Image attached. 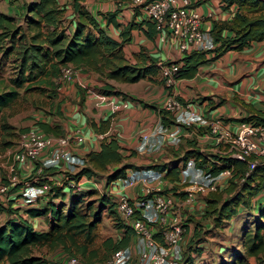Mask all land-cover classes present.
<instances>
[{
    "label": "trees",
    "instance_id": "1",
    "mask_svg": "<svg viewBox=\"0 0 264 264\" xmlns=\"http://www.w3.org/2000/svg\"><path fill=\"white\" fill-rule=\"evenodd\" d=\"M82 1L84 0L29 1L25 5L23 23H18L15 17L0 12V65L7 60L15 70V76L10 78L11 85L0 90V153L9 148L24 129L16 128L7 122V117L16 112V109H13L14 104L29 90H39L48 100L44 104L52 108L61 86L59 78L64 66H71L73 69L86 68L104 80L134 82L144 77L152 79L161 65H175L173 71L175 78H190L203 62L212 60L227 50L241 49L251 41H259L264 37V0H219L222 7L233 6L234 11L229 21L211 20L208 30L214 42L211 48L192 49L183 52L175 60L164 61L159 65L157 60L149 55H144L141 62H131L121 50V46L130 39V30L141 29L147 37L153 38L157 31L154 23L149 18L142 17L138 7L135 6L132 9L131 19L119 24L116 21L119 10L116 6L112 10L96 12L103 22V25H100L95 16L81 3ZM66 4H69L76 16L71 31H67V24L64 23ZM136 16H140L137 21L134 20ZM110 24L119 27L116 36L107 33L106 29ZM160 82L164 83L163 78ZM112 88L110 83H105L102 91L121 93L118 89L112 90ZM32 103L37 105L35 100ZM59 103L60 100L57 99L53 112L58 117L61 116ZM9 108L11 110L6 111ZM47 112L50 113V109ZM158 112L163 124L174 121L173 114L168 110L158 109ZM240 120L264 121V118L248 116ZM105 123L104 120H99L97 124L91 121L90 125L98 133L105 128ZM35 124L36 128L45 134L59 135L56 123L36 120ZM196 140L194 137L186 138V147L183 148L179 144L175 155L183 148L179 156L183 161L193 158L195 165L203 168L205 172L216 173L223 166H215L213 162L207 161L206 155L196 147ZM122 149L113 135L100 138L98 149L85 153L84 164L71 173L70 177L78 180L82 176L86 178L101 176L105 184L123 177L127 169L139 166L127 161L135 151L130 149L124 154ZM211 156L213 159L223 161L225 165H231L233 169L225 187L205 194L203 215L210 218L214 226L222 227L237 212L239 206L249 208L252 196L263 188L264 163L256 165L245 175L244 161L217 154ZM38 165L39 161H35L34 170ZM145 166L161 171L165 164ZM55 171L53 166L42 167L34 175L36 177L32 174L25 177V180L35 178L38 181H47L49 184L43 195L46 197V206L24 209L29 216L43 214L48 210L50 222L47 230L33 229L25 218L18 215L16 200L19 194L7 198L5 203L0 200V212L13 214V217H7L0 223V260L9 264H61L67 257L76 256L85 264H93V261H102L117 248L128 244L131 227L120 219L115 212L114 201L106 193L98 196L99 206L92 209L90 202L81 204L87 195L95 193L97 189L77 191L69 197L68 205L62 211L61 205L54 203L52 199L63 196V186L53 179H47V176ZM178 173L179 169L172 166L166 169L165 175L170 174L171 179H174ZM6 182L7 179L0 176V183L6 184ZM101 207H106V211L114 220V225L117 228L123 227L124 230L121 237L113 239L107 236L96 244L95 229L100 221ZM135 216L139 217L138 211H135ZM159 229L153 233V236L161 241ZM199 233L200 230L195 229L194 238H191L189 243L194 242ZM239 240L243 252L232 248L229 250L230 259L222 260L219 264H251L247 260L249 256L257 260L264 256V205H257V215L253 217L252 229L246 225L240 228ZM56 250L62 255L61 257L58 253L48 255ZM194 251L199 252L197 249ZM56 255L55 260L59 256L60 261H53ZM180 262V264H210L195 261L190 254L183 255Z\"/></svg>",
    "mask_w": 264,
    "mask_h": 264
},
{
    "label": "crops",
    "instance_id": "2",
    "mask_svg": "<svg viewBox=\"0 0 264 264\" xmlns=\"http://www.w3.org/2000/svg\"><path fill=\"white\" fill-rule=\"evenodd\" d=\"M29 1L32 0H0V12L15 17L18 23H23L22 17L26 13L25 5ZM63 1L60 0V2ZM81 3L95 16L100 25H103V22L96 15L97 11L112 10L117 6L119 10L116 14V21L119 24L131 19L133 15V8L130 7L129 0H84ZM189 3L201 12L200 26L208 33L211 20L229 21L234 11L233 6L222 7L219 0H189ZM64 16L67 31H71L76 16L69 4L65 5ZM141 16L144 17L143 15ZM139 18L140 16H136L134 20L137 21ZM118 30L119 27H114L111 24L106 29L107 33L112 36H116ZM213 45L214 42L210 35L209 46ZM121 50L123 55L131 62H141L144 55H149L157 60L158 65L164 61L175 60L182 55L170 35L167 34L162 37V33L156 31L154 37L149 38L138 28L130 30V39L121 46ZM161 78L159 70L152 79L144 77L134 82H118L101 79L96 73L83 67L75 68L72 78L69 81L63 82L59 88L63 94V97L59 99L61 116L55 115V118L51 120L36 118L34 124L36 120L46 121L51 124L56 123L59 128V135H81V141L78 143L71 141L69 148L72 152L82 156L88 151L98 149L100 138L113 135L123 147L122 153L127 154L130 149L135 151V154L128 157L127 161L139 166L138 168H146L148 166L145 165L151 164H165V167L161 170L163 176L160 184L164 191L171 193L175 203H183L185 195L183 188L185 185L179 181V173L177 177L171 179V175H165V172L169 167L176 166L179 169L183 164L184 161L179 156L182 154L183 148L186 147L185 139L196 138V147L202 154L206 155L207 161L213 162L215 166H224L223 161L211 158L213 157L211 156L212 154L224 157L216 152V149L220 145L217 148V145L211 139L204 141L196 136L206 129V120L219 117L224 127L234 129L241 118L248 116L264 118V37L259 41H251L241 49L227 50L220 56L203 62L198 66L197 71L192 77L177 79L168 87L160 82ZM105 83H110L113 87L112 90L118 89L121 93H104L102 86ZM9 84L5 77L4 79L0 77V90L4 87H9ZM169 98L181 103L184 110H186V107H189L195 113L190 123L185 125V135L180 142L183 148L178 151L177 155L175 153H177L178 145L173 146L171 151L165 150L164 147L156 152L137 151L136 146L139 134L148 130L154 124L157 117H159L158 109L168 110L165 109L164 103ZM99 120H104L106 123L104 124L105 128L97 133L91 128L90 122L94 121L97 124ZM7 122L13 125L10 120ZM32 126L37 127L36 124ZM29 127L31 126L25 125L21 128H24V131ZM17 142L18 136L12 144L15 145V149ZM9 148L0 153V157H3ZM34 167L35 161L19 165V179L15 182L17 186L8 182L6 167H1V171L7 179L6 191L0 195L2 203H5L7 198H13L19 194L25 177L31 174L33 177H36L34 175L38 173V170H34ZM101 182H103L104 193L112 201L119 192H123L129 197H135L140 191L138 183L123 188L117 185L116 179L105 184L101 176L80 177V190L78 191L90 188L98 189ZM226 185L227 183L223 184L219 189H222ZM63 192V196L55 198L64 201L75 193L68 191L65 187L63 188ZM205 194L200 192L195 193L194 204L192 205L198 207L201 202V196ZM45 203L46 197L43 196L38 197L33 203L28 205H20L18 200H16V204L18 205L17 213L19 216L25 218L33 229L38 231L47 230L50 222L48 210L43 214L35 216H29L24 210L27 207L42 208L46 206ZM257 205H264V184L261 191L252 196L250 207L247 208L254 211L252 217L257 215ZM242 208L246 207L239 206L237 212L221 227V231L230 227L233 223V218L238 213H241ZM106 210L105 207L106 216L109 219L111 216ZM176 213L182 219V214L177 211ZM43 216H45L46 221ZM7 217H13V214L1 211L0 218L3 220L0 223ZM110 224L112 225V230H114L113 237H111L113 239L121 237L124 228H117L114 224ZM205 225L207 226L208 224ZM243 225L245 224L239 226V232ZM128 244L135 251L137 250V236L134 234L132 228ZM200 245L201 243L198 242L197 246ZM227 248L231 250L233 247L229 246ZM203 250L201 249L199 252L194 251V254L189 251L186 254H190L195 261L207 262L202 255ZM177 253L179 254L180 251ZM59 256L61 257L62 255L59 254Z\"/></svg>",
    "mask_w": 264,
    "mask_h": 264
},
{
    "label": "built area",
    "instance_id": "3",
    "mask_svg": "<svg viewBox=\"0 0 264 264\" xmlns=\"http://www.w3.org/2000/svg\"><path fill=\"white\" fill-rule=\"evenodd\" d=\"M130 7H138L140 14L149 18L157 31L170 35L179 52L192 49H207L209 33L200 26L202 14L189 0H129ZM175 65H161L160 73L164 84L172 85L177 78L173 76ZM74 73L71 66L61 69V84L69 81ZM123 105H125L123 103ZM165 109L174 114V121L163 124L157 117L154 124L139 134L137 151H159L167 142L177 143L185 135V125L194 118L195 113L189 107L182 108L181 103L167 99ZM206 129L198 136L201 140H212L220 147L216 152L224 157L242 160L246 163V175L256 165L264 163V121L239 120L234 129L224 127L219 117L209 118ZM82 136L45 134L36 127H29L18 135L15 151L7 163L8 182L18 181L19 165L39 161L37 170L42 167H55L56 171L47 179H53L70 192L80 190V178L74 180L70 174L84 164L82 155L72 152L71 141L80 142ZM233 172L231 165H225L216 173L205 172L195 165L193 158L186 159L179 168V181L184 186V204H194L195 193H206L219 189L227 183ZM66 173H68L66 175ZM0 176L5 174L1 171ZM162 171L154 168H129L123 177L116 179L119 187L140 185L139 194L129 197L119 192L114 197L116 212L122 221L129 225L137 236V250L127 244L114 250L107 258L97 264H175L176 246L181 240V217L171 210L173 196L163 190L160 182ZM243 177L240 178L242 180ZM49 184L47 181L25 180L18 202L20 205L31 204L35 199L45 195ZM7 184L0 183V195L6 191ZM138 211L139 217L135 216ZM160 228L161 241L153 233ZM178 252V251H177ZM61 264H85L76 256L67 257Z\"/></svg>",
    "mask_w": 264,
    "mask_h": 264
},
{
    "label": "rangeland",
    "instance_id": "4",
    "mask_svg": "<svg viewBox=\"0 0 264 264\" xmlns=\"http://www.w3.org/2000/svg\"><path fill=\"white\" fill-rule=\"evenodd\" d=\"M14 68H12V65L9 61L5 60L0 65V77L4 79H7V83H10V78L15 76ZM11 83L9 84V86ZM63 97L62 91L58 90V96L56 99H54V106L52 108H49L48 104H44V102H47V98L44 96V94L39 90H29L25 96H23L22 99H20L18 102L14 104L13 109H16V112L10 116L7 117V121H11L15 127L21 128L22 126L29 125L31 127H35L32 125L34 124V120L36 118H41V120L44 119H53L55 118V114L53 112L55 111V103L57 102V99H60ZM36 101L37 105H34L32 101ZM40 102V103H39ZM43 103V104H41ZM50 109V113L47 112V110ZM11 110V108L6 109V111ZM182 139V138H181ZM180 139L177 143H165L163 147L167 151H171L173 149V146H177L182 141ZM15 151V145H12L9 150L5 153L3 157H0V166L4 167L7 165L8 162L11 161L12 153ZM169 153V152H168ZM170 156V155H169ZM19 179V177H18ZM103 182H101V185L98 187L97 191L95 193H92L90 195H87L84 198V201L81 205H84V202H90L92 209H96L99 206L98 202V196L100 194H104V188L102 187ZM78 191V190H75ZM168 192V191H166ZM171 194V193H170ZM54 203H57L61 205V210L64 211L68 205L69 199L58 200L56 198L52 199ZM58 201H60L58 203ZM201 202L199 203L198 207H195V205L190 204H183V203H175L173 200V204L171 207V210L175 213L176 211L182 214V233H181V240L179 244L176 246L175 250L180 251V253L176 254L175 264H180L181 259L183 255H186V252L191 251L193 254L195 253L194 250H203L202 255L204 256L205 260L210 264H219L222 260L227 261L230 259V251L227 247H233L236 250H239L241 253L243 252V248L240 245L239 240V226L241 224H245L248 226V228L252 229L253 227V217L252 214L254 213L253 210L242 208L241 213H238L233 218V223L230 225L228 229H224L221 231V227H216L211 222V219L206 218L203 215V207L205 203V195L201 196ZM34 202V201H33ZM32 202V203H33ZM45 202V201H44ZM43 203V202H42ZM179 203V204H178ZM46 205V203H45ZM191 207V208H189ZM100 221L98 222L96 226V244L99 243L104 237L106 236H112L114 230H112V224H114V220H112L111 217L109 219L106 216L105 208H100ZM192 210H194L192 212ZM253 211V212H252ZM118 214V213H117ZM256 215V213H255ZM3 216V215H2ZM119 216V215H118ZM120 217V216H119ZM44 220L46 221L45 216H43ZM121 219V218H120ZM0 218V222H1ZM122 220V219H121ZM111 221V222H110ZM205 224H208L207 226ZM191 229H193L191 231ZM195 229H199L200 233L197 237H195L194 242H190L191 238H194L193 232ZM190 233V234H189ZM198 238V239H196ZM200 242L201 245L197 246V243ZM100 250L99 252L102 254ZM59 254V251L56 250L53 253L48 254L49 256ZM184 253V254H181ZM188 254V253H187ZM200 254V253H199ZM53 261H60V257L56 258ZM60 259V260H58ZM251 264H264V256L262 258H255L253 256H249L247 259ZM99 261L95 260L93 261V264H97ZM0 264H9L8 262L4 260H0Z\"/></svg>",
    "mask_w": 264,
    "mask_h": 264
}]
</instances>
